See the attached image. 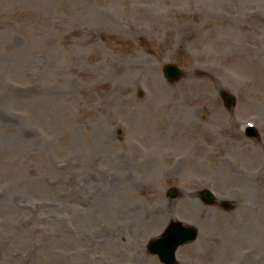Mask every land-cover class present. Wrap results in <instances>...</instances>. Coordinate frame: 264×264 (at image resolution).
Listing matches in <instances>:
<instances>
[{
    "label": "rangeland",
    "instance_id": "374dc122",
    "mask_svg": "<svg viewBox=\"0 0 264 264\" xmlns=\"http://www.w3.org/2000/svg\"><path fill=\"white\" fill-rule=\"evenodd\" d=\"M173 220L264 261V0H0V264H164Z\"/></svg>",
    "mask_w": 264,
    "mask_h": 264
},
{
    "label": "water",
    "instance_id": "95a60500",
    "mask_svg": "<svg viewBox=\"0 0 264 264\" xmlns=\"http://www.w3.org/2000/svg\"><path fill=\"white\" fill-rule=\"evenodd\" d=\"M164 72L170 81H176L182 76V70L174 64H166L164 66ZM225 102L228 107H231L235 103V98L229 93L224 95ZM254 132L256 130H249ZM176 192L172 191L171 195H175ZM206 199L209 201L212 197V193L205 194ZM197 236V229L195 227H187L182 223H172L166 233L158 239L150 242L149 249L158 254L160 259L166 264H176V250L178 247L188 241L194 240Z\"/></svg>",
    "mask_w": 264,
    "mask_h": 264
},
{
    "label": "flooded vegetation",
    "instance_id": "af4514ba",
    "mask_svg": "<svg viewBox=\"0 0 264 264\" xmlns=\"http://www.w3.org/2000/svg\"><path fill=\"white\" fill-rule=\"evenodd\" d=\"M0 258H1V256H0ZM260 264H264V261L263 260H260Z\"/></svg>",
    "mask_w": 264,
    "mask_h": 264
}]
</instances>
